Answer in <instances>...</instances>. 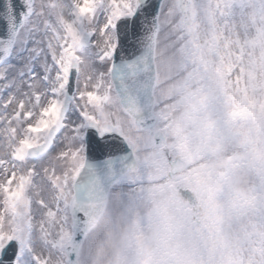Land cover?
Returning a JSON list of instances; mask_svg holds the SVG:
<instances>
[{
    "label": "snow or ice",
    "instance_id": "obj_1",
    "mask_svg": "<svg viewBox=\"0 0 264 264\" xmlns=\"http://www.w3.org/2000/svg\"><path fill=\"white\" fill-rule=\"evenodd\" d=\"M152 175L193 187L206 255L176 239L191 209ZM109 248L110 264H264V0L0 4V264Z\"/></svg>",
    "mask_w": 264,
    "mask_h": 264
},
{
    "label": "rangeland",
    "instance_id": "obj_2",
    "mask_svg": "<svg viewBox=\"0 0 264 264\" xmlns=\"http://www.w3.org/2000/svg\"><path fill=\"white\" fill-rule=\"evenodd\" d=\"M242 123L244 124L245 128H247L249 126V122L248 121H242ZM188 131H189V133H191V131H193V129H189ZM169 142L171 143V141H169ZM194 166H196V165H194ZM145 179L149 180V177H145ZM150 183L152 185L158 186V193L166 191V192H164L165 194L164 193H159V194L157 193V198L158 199L162 200L165 197H170V200L175 199L176 201L180 202L181 204L190 205L189 201L184 200V198H186L185 192L188 191V189L194 191L193 187H190V186L186 187V185L184 183H176L174 185V189H176L177 191H179L180 188L185 189V190L179 192L180 193V198L182 200H178L177 197H174L175 193L172 191L173 188L166 187V185H168V183H169L168 180H162L160 177H152L150 179ZM256 185H257V179L255 177H253V176L247 175V191H249L251 188L255 187ZM192 200H195V197H192ZM145 204H146L145 201H142L139 204V214L140 215L147 208V205L145 206ZM189 208L191 209V207H189ZM177 214L180 215V213H177ZM194 214H195L194 210L190 211V213L188 215V218L187 219H181V222H186V223L189 222V219L191 218L190 216L194 215ZM224 224L226 225V228L224 230L229 228V230H226V232L229 233L230 229H231V234H232L231 237H233L234 236L233 229L228 224H226V223H224ZM116 228H117V233H116L117 235L126 234L127 231H128V225L125 224V223H119L118 222L117 225H116ZM193 229H195V228H193ZM194 231H196V230H194ZM189 234H191V233H189ZM150 235H151V230L148 229L146 231V236H150ZM186 246H187V244H186ZM196 248L198 249V251L201 252V248H200V245L198 243V240H196V244L193 246L192 249L197 250ZM111 255H112V249L109 248L106 251V253H105V264H110Z\"/></svg>",
    "mask_w": 264,
    "mask_h": 264
},
{
    "label": "water",
    "instance_id": "obj_3",
    "mask_svg": "<svg viewBox=\"0 0 264 264\" xmlns=\"http://www.w3.org/2000/svg\"><path fill=\"white\" fill-rule=\"evenodd\" d=\"M3 3V0H0V4ZM209 229L207 227H204L202 230V236L204 237V241L209 238Z\"/></svg>",
    "mask_w": 264,
    "mask_h": 264
}]
</instances>
